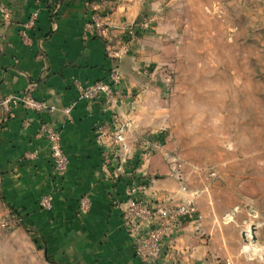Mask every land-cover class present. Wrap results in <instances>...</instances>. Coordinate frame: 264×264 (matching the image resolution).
I'll return each instance as SVG.
<instances>
[{
    "label": "crops",
    "instance_id": "obj_1",
    "mask_svg": "<svg viewBox=\"0 0 264 264\" xmlns=\"http://www.w3.org/2000/svg\"><path fill=\"white\" fill-rule=\"evenodd\" d=\"M156 5L155 0H0V191L5 203L43 239L46 259L53 264H142L121 210L135 173L150 179L146 199H193L201 215L198 222L185 223L167 242V258L153 264L220 262L213 247L224 239V230L219 231L218 216L216 223L201 202L203 192L196 194L183 185L162 160L164 150L143 167H134L143 132H156L169 123L170 108L162 103L160 78L165 59L174 57V43L154 30ZM2 7L10 10L9 19ZM35 12L38 16L27 29L31 40L27 43L20 32ZM95 13L109 19L107 37L85 33V23ZM143 21L147 26L120 62L125 95L121 110L133 121L127 133L130 153L125 176L117 174V157L110 167H103L96 131L98 123L110 121L114 109L107 108L103 95L81 99L78 84L107 80L113 65L107 47L128 40L126 27ZM24 91L54 109L15 105L7 111L2 101ZM44 123L61 132L69 158L67 170L59 176L54 173L51 143L40 134ZM45 195L53 199L51 210L40 206ZM84 195L91 200L85 213L79 210Z\"/></svg>",
    "mask_w": 264,
    "mask_h": 264
},
{
    "label": "rangeland",
    "instance_id": "obj_2",
    "mask_svg": "<svg viewBox=\"0 0 264 264\" xmlns=\"http://www.w3.org/2000/svg\"><path fill=\"white\" fill-rule=\"evenodd\" d=\"M155 2L154 30L174 43L161 68L162 160L182 163L188 190L207 185L219 264H264V0ZM0 223V264H53L1 191Z\"/></svg>",
    "mask_w": 264,
    "mask_h": 264
},
{
    "label": "built area",
    "instance_id": "obj_3",
    "mask_svg": "<svg viewBox=\"0 0 264 264\" xmlns=\"http://www.w3.org/2000/svg\"><path fill=\"white\" fill-rule=\"evenodd\" d=\"M2 14L9 19L11 12L7 7L1 8ZM38 13L31 15L25 23L20 34L23 40L29 43L30 37L27 29L35 25ZM55 23V21H54ZM147 26V21L135 22L126 27L129 34L128 40H117L116 43L107 47L106 53L113 65L107 80H99L92 85L84 86L78 84L80 98L93 100L99 95H103L107 108L114 109L112 117L107 123H98L96 127L97 137L102 147L103 167L108 168L113 164L115 157L120 159L117 164V174H127V157L130 149V142L127 137L128 131L133 128L132 119L128 118L121 110L122 101L125 95L122 89L123 74L120 70V62L127 56L132 47V43L140 38V33ZM111 28V23L107 17L98 13L85 23V33L107 37ZM7 111L15 105H22L27 109L42 111L44 109L53 110L47 101L34 98L30 92L14 94L2 101ZM71 108L65 111L70 112ZM40 134L44 136L52 146V159L54 173L59 176L65 173L69 165V158L62 145L61 132L51 125L44 123L41 126ZM152 135H141L140 149L134 167L137 169L148 164L152 157L161 150H164L166 137L163 132H151ZM171 170L182 178V163L177 162V158H171ZM150 184V179L141 177L137 173L132 175L125 192V201L121 204L124 226L132 239L135 255L142 264H153L161 257L169 255L165 252L167 242L177 236L187 222H198L201 218L195 200H175L174 197H164L162 199L148 200L144 197ZM207 190V185L202 191ZM199 192H196L198 194ZM40 206L43 209L53 208V199L45 195L40 199ZM91 208V200L88 195L81 197L79 201L80 212H88ZM2 224L0 223V227ZM162 264H170L164 261Z\"/></svg>",
    "mask_w": 264,
    "mask_h": 264
},
{
    "label": "trees",
    "instance_id": "obj_4",
    "mask_svg": "<svg viewBox=\"0 0 264 264\" xmlns=\"http://www.w3.org/2000/svg\"><path fill=\"white\" fill-rule=\"evenodd\" d=\"M11 208H12V207H11ZM12 209H13V208H12ZM48 260H49L50 262H52V263H53V261H52L50 258H49Z\"/></svg>",
    "mask_w": 264,
    "mask_h": 264
}]
</instances>
